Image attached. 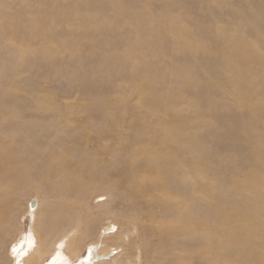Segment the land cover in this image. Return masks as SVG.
Instances as JSON below:
<instances>
[{
  "label": "bare ground",
  "instance_id": "1",
  "mask_svg": "<svg viewBox=\"0 0 264 264\" xmlns=\"http://www.w3.org/2000/svg\"><path fill=\"white\" fill-rule=\"evenodd\" d=\"M11 1L0 0V47L11 51L0 53V264H45L61 228L82 223L96 236L109 209H92L97 181L121 187L133 207L127 224L136 234L125 247L136 255L125 264H264V0H210L229 7L231 18L208 9L204 27V19L175 9L185 0ZM46 65L68 85L96 76L95 94L79 92L91 96L84 106L108 109L105 121L94 118L100 131L82 135L77 104H56L57 93L38 89ZM116 77L130 94L117 95L125 96L120 105L100 104L96 98L114 96ZM229 91L234 103L223 96ZM113 124L116 141L130 136L132 153L103 161L99 149L107 145L93 150L91 133L107 136ZM42 141L58 149L44 152ZM111 161L118 168L109 169ZM32 188L44 197L26 211L38 227L9 246L17 200ZM116 232L108 225L100 245H87L77 259L81 246L70 233L48 264H107L117 249L111 242L123 238Z\"/></svg>",
  "mask_w": 264,
  "mask_h": 264
},
{
  "label": "rangeland",
  "instance_id": "2",
  "mask_svg": "<svg viewBox=\"0 0 264 264\" xmlns=\"http://www.w3.org/2000/svg\"><path fill=\"white\" fill-rule=\"evenodd\" d=\"M15 1L16 0H12L11 2H15ZM148 1H149L150 4H152V2H155V3H153L154 6H158V5L166 6L169 3V2H167L168 0L167 1H165V0H148ZM207 1L209 3H207V2H203L202 3V2L197 1V0H185V2L183 4H178L177 6H175V9L176 10H181L183 8V9H185V11L187 13H191V18H200V19L202 18V19H204V20H201V21H203L205 23L200 22V27H204V26H206V24L210 23L209 22V21H211L210 16L213 15V14L216 17L219 16L220 19H223V20L225 19L224 20L225 22L228 19L231 18V14H230V11H229L230 8L229 7H220V6L218 7V6L213 5L212 1H210V0H207ZM136 2H138V0H136ZM239 2H240L239 0L238 1L230 0V4L233 5V6H236V5L239 6ZM27 3H29V1L24 0V4H27ZM178 7H179V9H178ZM208 9H210V11H211V9H213L214 13L210 14V11ZM220 12H221V14H220ZM188 15H190V14H188ZM221 17H223V18H221ZM195 27L196 26L193 25V28H195ZM203 30L201 32H199L198 37L200 39H202V40L204 38V40H205V39L209 38L208 36L210 35V33L208 32L209 33V35H208L207 31H205V30L203 31ZM2 40L5 41V37H3ZM7 46H8L7 43H3V46L0 47V53L2 52V50H3V52L11 53L9 47H7ZM51 67H52L51 65L44 66V70H43L44 72L39 77H37V78L35 77V80L39 82L38 83L39 84V88L38 89H42V90H45V91H51L52 90L53 92L57 93L58 95L55 96V98L57 100L56 104H61L62 103L63 105H65L67 102H73V103L77 104L76 112L78 111L77 112L78 113L77 117L79 118L77 121H78L79 125L82 126V131H80L82 135L84 134L86 136L87 132H89L88 130L90 128L95 129L96 132L100 131V128L98 127V125H96L94 123L96 121V120L94 121V118H97L98 117L97 115H99V117H102L101 121H105L104 119L106 118V114H104L105 115L104 116L102 110L106 111L108 109L106 107H104V105H100V106L91 105L89 107L84 106V102L87 99H88V101H90L91 100V96H80V92H79V87H80V90H82V91L85 88L84 93L91 94V92H92L93 94H95L93 88H94V86L98 85V83L96 82V79L93 80V78L96 77V76H94L93 78H90L93 81V82L91 81L92 83H88L89 80L80 79L78 81V85L77 84L76 85L75 84L68 85L67 84L68 82H66L68 80L62 79V78L58 79L57 74H55V72L53 73L54 68H52L53 70L51 71ZM56 68L57 67H55V69ZM85 69L87 70V67H85ZM51 73H52V75L47 76L48 74H51ZM29 75H30L29 72H27V73L23 72L21 74V78L22 77L23 78L26 77V78H30L31 79V77L33 75H30V76ZM50 76H53L54 78H50ZM69 80H72V79H69ZM113 81L114 82L111 83V84H113L115 86V87L113 86V88H115V89H113L114 90V93H113L114 96H108V97L101 96V97L96 98L97 101L100 104L101 103H107V102H111L112 103V102L115 101L116 105H120L122 103V100H123L122 98L124 97V99H125V96H117V95L118 94H126V96H127L128 94H130V91H128V89H126V88H128V83H127L126 79L124 80V77H121V78H117L116 77ZM84 83H87L90 86H88V85H86ZM198 84L201 85L202 82L200 81V82H198ZM108 85H106L105 83H102V86L105 87V88H107ZM165 85H166L167 88H168V85H173L172 80L168 79L165 82ZM117 88L118 89L122 88L121 89L122 91L117 90ZM62 89H63V91H61ZM123 89L126 90V91L124 92ZM182 89H184V88H182ZM227 89H228V87L226 88L225 91H227ZM223 96H227V99H226L227 102L234 103L235 95L231 91H229L227 94L224 93ZM37 97H39V96H37ZM43 97L44 96H40L39 98H43ZM132 100H133V102L136 101V99H134V98ZM95 106H96V110L94 109ZM90 109H92V110H90ZM99 110H100V113H99ZM44 112H46V111H44ZM166 117H169V115H167ZM111 129H112V132L110 134H108L107 136L106 135L105 136H99V135L96 136L95 132L91 133L92 135H94L93 137H91L92 140H93L91 142V144H90L92 146V149H93V147L99 148L101 145H103V146L107 145V147L105 149L104 148H100L99 149V155H102L103 161L104 160L110 161L111 158H112V155H115L116 153L122 154L123 156H129L130 152L132 153L130 148H128V145L130 144V142H128V139L130 138V136L128 137L127 134L124 133L120 137V139H118L116 141L117 132H118L117 125L116 124L111 125ZM44 133H45V131H42L40 133V137ZM46 137H47V135H45V138ZM101 137H105V140L103 138H102L103 140H100ZM55 138H57V137H55ZM113 141H116V144L113 145V143H114ZM41 143H42L41 147H42V150L44 152H47V151H49V150H51L53 148L56 149V150L58 149L57 145L56 146L49 145L48 141H44V142L42 141ZM119 143H121L122 145H120ZM109 145H110V147H108ZM117 147L119 149L116 150L115 148H117ZM109 148H114L115 151L111 152L109 150ZM120 148H123V152L120 151ZM124 148L126 149V151H125ZM228 149L229 148H226V150H225V148H224L223 152L226 153L228 151ZM82 152H83V150H82ZM104 155L106 156L107 159L105 157H103ZM109 155H110V158L107 157ZM122 155H120V157ZM80 157L81 156H79L78 158L80 159ZM119 160L120 159L118 157V161ZM111 162L112 163L114 162L113 165H116V166H112L109 169H112V168L116 169L117 165H119V163H120V161H119L118 164H117V162L115 163V161H111ZM108 165H109V163L106 164L104 167H108ZM107 180H109V179H107ZM96 183L98 184V181L95 182V184ZM97 184H96V188H98V189H95V194H94L95 197L93 199H90V201L92 202V205H91L93 207L92 209H98V205L99 204L107 205L109 209L104 210V212L102 213L96 236L89 235L87 233L88 229H86V227L82 223L77 224L71 230L61 228L60 230H58L56 232L58 234V237L54 241V244L52 246V251L50 253L51 255L49 254L50 256L49 255L45 256L46 257L45 264H48L50 262V260H51V257L54 255V253L57 252V250L60 247L61 240L69 239L68 236H67L68 234L74 233V232L77 234V236L74 238V241L77 243V245L81 246V249L76 253V256L74 257V259H77L78 254H82V253L87 251V249L84 250L87 245H89L91 243H95V244L100 245L98 243L99 235L104 231V229L108 225H113V224H115V229H117L116 233L120 234L123 238H121V240H113L111 242L110 249L111 248H115V247H117V249L113 250L110 253L111 256H110L107 264H117V263L120 264V262L125 264V263H127V261L129 259H132L133 257H135L136 249H130V248L125 247L129 243L130 244L134 243V239L133 238L135 237V234H136V233L134 234V230H135L134 227L133 228H128V224H127L128 223L127 219H130L131 217H133L132 214H131V212L133 211V207L131 206V203L126 201L127 199H125L126 197H125V194H123V191H122L121 187H119V188L117 187V188L112 190L105 183L98 184V185ZM40 185H42L41 194L44 195V197H45L47 195L49 189L47 188V186H45V183H41ZM101 185H102V187H101ZM97 186H99V187H97ZM99 188H104V189H99ZM108 189H110V190H108ZM33 191H35V188H32L31 193L23 191V197L21 198V201L18 202V200H17V205L20 206V212L18 213L17 217L12 218V221H13L11 223V227H12L11 231H12V233L8 237L9 246L12 245L11 243H12L13 240L14 241L23 240L26 234H28V233H30V232H32L34 230L35 226L38 227L37 218H36L35 226L33 227V221L35 219L34 215H33L32 212L28 213V212H30V211H28L26 213V211L28 209V206H29V209L31 211L34 210L37 207H40V203L42 202V199L44 197H42L40 195V193H38L37 191L36 192H33ZM104 193H105V195H104ZM93 202H94V204H93ZM107 202H109V203H107ZM92 209L88 208V209L84 210L82 212V214L84 216H86L87 214H91V210ZM79 225L81 226V228L77 229ZM9 248H7V250ZM67 252L69 253L68 249H67ZM132 253H135V254H134V256L132 258H130V255ZM7 256L9 257V254ZM6 264H14V260H10V261L8 260V262Z\"/></svg>",
  "mask_w": 264,
  "mask_h": 264
}]
</instances>
